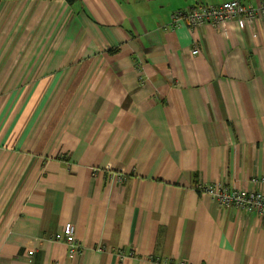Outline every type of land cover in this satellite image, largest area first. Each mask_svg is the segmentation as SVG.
<instances>
[{
  "label": "crops",
  "instance_id": "crops-1",
  "mask_svg": "<svg viewBox=\"0 0 264 264\" xmlns=\"http://www.w3.org/2000/svg\"><path fill=\"white\" fill-rule=\"evenodd\" d=\"M224 1H0V264H264V215L198 191L264 192V17L164 28Z\"/></svg>",
  "mask_w": 264,
  "mask_h": 264
},
{
  "label": "built area",
  "instance_id": "built-area-1",
  "mask_svg": "<svg viewBox=\"0 0 264 264\" xmlns=\"http://www.w3.org/2000/svg\"><path fill=\"white\" fill-rule=\"evenodd\" d=\"M264 17V0L258 6L243 5L238 0H226L218 5H208L196 2L193 5L173 11L165 24L166 29L174 30L181 26L188 29H198L210 25L214 29L226 33L227 24L234 22L238 27L254 24L257 19ZM192 54L198 52L197 48L190 49ZM201 195H208L220 206H233L248 213L255 212L264 215V192L248 190L247 188H231L224 183L199 184ZM76 225L65 222L53 239L61 238L66 247L68 257L72 258L81 251L80 241L77 237ZM55 241V240H53Z\"/></svg>",
  "mask_w": 264,
  "mask_h": 264
},
{
  "label": "trees",
  "instance_id": "trees-1",
  "mask_svg": "<svg viewBox=\"0 0 264 264\" xmlns=\"http://www.w3.org/2000/svg\"><path fill=\"white\" fill-rule=\"evenodd\" d=\"M0 1H12V0H0ZM67 4L72 5L74 4L77 0H65Z\"/></svg>",
  "mask_w": 264,
  "mask_h": 264
},
{
  "label": "rangeland",
  "instance_id": "rangeland-1",
  "mask_svg": "<svg viewBox=\"0 0 264 264\" xmlns=\"http://www.w3.org/2000/svg\"><path fill=\"white\" fill-rule=\"evenodd\" d=\"M0 5H3L4 7H6L7 5L5 3H0ZM2 89H4V87H0ZM30 87H26V90L29 89ZM7 155V154H6Z\"/></svg>",
  "mask_w": 264,
  "mask_h": 264
}]
</instances>
